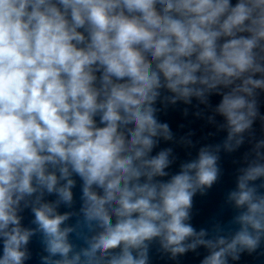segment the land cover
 Instances as JSON below:
<instances>
[{"label": "clouds", "instance_id": "obj_1", "mask_svg": "<svg viewBox=\"0 0 264 264\" xmlns=\"http://www.w3.org/2000/svg\"><path fill=\"white\" fill-rule=\"evenodd\" d=\"M264 0H0V264H23L40 233L45 264H146L158 238L173 255L197 245L202 264L255 250L264 234V194L250 184L264 164L242 170L229 200L241 211L229 238L204 239L187 222L192 197L217 179L207 148L166 181L171 139L154 104L217 92L224 147L250 128L254 89H264ZM222 89H227L222 91ZM82 204L74 227L75 184ZM55 194L52 202L45 194ZM21 202L35 228L22 227ZM76 232L86 246L69 241ZM191 239V242L186 241Z\"/></svg>", "mask_w": 264, "mask_h": 264}, {"label": "water", "instance_id": "obj_2", "mask_svg": "<svg viewBox=\"0 0 264 264\" xmlns=\"http://www.w3.org/2000/svg\"><path fill=\"white\" fill-rule=\"evenodd\" d=\"M235 4L236 0H230ZM264 56V53H260ZM253 78L264 79V73H255ZM227 89H222L226 91ZM174 94L162 89L154 107L158 122L166 123L171 133V139L158 138L151 155L157 154L164 149H170V165L165 171L169 174L157 179L166 181L171 175L180 171V165L198 157L202 148L212 151L217 157L216 166L218 175L216 181L203 191H197L192 197V205L189 209V220L187 221L193 229L199 233L205 232L204 239H214L217 236L231 237L238 230L239 225L234 218L241 211L236 208L234 202L229 200V193L236 190L237 178L242 170L254 163L264 164V89H254V94L249 99L255 101L256 115L252 118L250 128L242 133L236 134L229 143L235 145L236 139H241L239 145L232 150L224 147L228 136L226 121L223 116L216 112L222 96L217 92L205 94V99L191 97L188 102L177 99L173 102ZM75 184L71 191L73 193L72 204H60V213H72L65 221V226L74 227L77 231V219H83L80 213L82 204V181L73 174ZM250 184L260 186L264 184V177L251 181ZM259 194H264V187H258ZM56 195L45 194L44 200L52 202ZM21 216L22 227L35 228L32 223L34 213L30 207H25L21 202L18 212ZM69 241L77 246H86L84 241L77 237L76 232L69 233ZM189 238L186 243L191 242ZM148 243L146 264H202L209 250L203 245H197L195 249H189L184 253L173 255L165 250L159 239H153ZM28 253L23 264H45L42 257L47 256L41 235L37 232L30 237L25 246ZM3 251V242L0 239V255ZM226 264H264V234L261 235L257 248L251 252L244 250L239 253L238 259L230 255L226 257Z\"/></svg>", "mask_w": 264, "mask_h": 264}]
</instances>
